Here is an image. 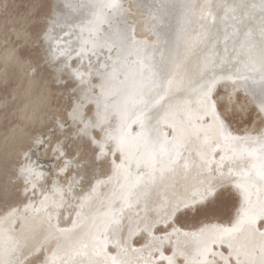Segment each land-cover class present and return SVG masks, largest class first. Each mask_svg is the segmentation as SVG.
I'll return each instance as SVG.
<instances>
[{
  "label": "snow or ice",
  "instance_id": "6c2138e0",
  "mask_svg": "<svg viewBox=\"0 0 264 264\" xmlns=\"http://www.w3.org/2000/svg\"><path fill=\"white\" fill-rule=\"evenodd\" d=\"M169 6L179 12L175 24ZM160 7L164 14L144 21L137 35L135 23L126 32L113 29L108 14L129 11L121 0H98L79 48L66 37L61 54L78 53L72 68L80 58L89 62L72 75L74 85L82 87L88 73L94 95L105 80L111 89L115 147L96 148L109 171L64 223V189L57 182L39 204L29 187L0 190V264H31L41 254L42 264H264V127L251 135L232 127L234 116L264 125V96L254 104L241 101L244 82L264 90V0H164ZM37 39L50 42L51 31ZM77 109L74 101L65 119L54 118L23 150L16 169L33 194L44 172L26 161L41 151L67 156L65 140L86 134ZM70 125L79 128L68 132ZM70 163L65 160L61 175ZM226 191L235 200L227 222L176 227L181 216L200 213ZM170 208V218L145 231L158 245L134 243L130 254L120 240L125 223Z\"/></svg>",
  "mask_w": 264,
  "mask_h": 264
},
{
  "label": "bare ground",
  "instance_id": "6f19581e",
  "mask_svg": "<svg viewBox=\"0 0 264 264\" xmlns=\"http://www.w3.org/2000/svg\"><path fill=\"white\" fill-rule=\"evenodd\" d=\"M45 1L46 3H48L46 4L48 9L45 12L46 14L44 15L45 17L44 23L41 25L39 32H37L39 34L36 33L35 34L37 36H40L42 33L51 31L52 39L50 42L42 43L41 41H39V45H40L38 49L39 51L38 57L40 58L39 64L41 63L44 64V66L42 65L43 69H45V67L47 69H51L52 74L50 77L52 79L50 80H52V82L54 81L56 83L61 84L62 81H64L63 80L64 77L67 80L71 81V86H69L70 93H68V95L73 96V101L70 100L72 103L70 102L71 104L67 106V108L70 109L74 101L78 103V109H77L78 114L84 120L87 127H86V134L83 137L78 136L77 138L82 141L88 142L94 154H91L93 155V157L89 159L90 158L89 156V158H87L88 160L84 159L85 157H83L82 159L81 158L82 156L80 154H79L80 156L79 158L81 159H78L77 161L67 158L66 160H70L71 163L75 164L76 166L75 170L76 169L77 170L74 173V175L72 174L71 178L67 179L64 177L62 179L60 177L61 174L59 173V169L61 167H64L65 162H61L58 166H56V164L59 163V162L56 163L55 161L56 155L54 156L51 155L52 157H50L49 155H47V152L44 151H41L38 154L33 153L32 158L26 162H30L38 170H42L44 172V179L38 182L37 189L35 190L34 194L32 193L30 186L25 185L23 177L18 174L16 169L17 163H19L23 158V150L29 146V143L31 142V139L34 138V135L39 131H41L39 130V128L42 127L45 129V126L46 124H48L47 122H49V119L59 118L63 120L62 116L65 115L66 118V114H63L58 110H57L58 112L55 111L54 114H51V110H54V108L52 109L53 105L51 104V102L53 100L51 94L53 93H51L52 91L50 88L52 87L51 86L49 87L50 85L48 84L49 81H47L46 79L44 81H41L40 80L41 77L40 78L37 77L38 75L36 76L35 73L32 72V69L37 68L34 66L33 64L34 62L32 63L30 60L29 61L24 60L20 56L21 53L20 52H19L20 54L18 53L17 51L18 49L12 43L11 39H9L11 34H13L15 37H21L24 40H27V38L30 36L24 27L20 26V28L19 27L16 28L15 25L13 26L12 24L10 27V31H6V29L7 30L9 29L8 27L6 28L5 22L7 19H5V22L3 21L5 24L2 21H1L2 23L0 22V83H5L6 81L11 82V80H13L15 81L14 82L15 84H14V89L12 88L13 90H11L9 94L8 93L7 95L3 94V96H1L0 98V161H2L0 162L1 164L0 166L2 167V169L3 168L5 169V167H3L2 165L6 166L7 163L8 167H10L11 169V171L10 169L9 171L12 172L13 174L12 175L10 173L14 179L13 185L15 186V181H17L16 183L20 184L22 190L25 187H29V195L36 204H39L40 200L43 198L42 193L49 194L52 192L53 182L54 181L57 182V186H60L64 189L65 199H64L63 209L61 210V222L64 223L65 216L71 217L77 211L80 203V197L84 196L98 180H104L107 172L109 171L107 161L104 160L103 157H100L98 159L96 148L100 147L102 151L106 152L107 149L104 147L105 145L111 146L113 148L115 147V142L111 138L115 135L116 130L111 122V117L112 114L116 111V108L114 107L113 102L109 99L111 95V89L107 87L106 80H105V88L101 91L99 95L93 94L91 85L89 84L88 73H84V81L82 87L80 85H74L72 75L75 73L76 69H79L81 72H84V69L89 67V62L86 58H80V60L76 63V69H74L72 68V63L73 60L76 59L78 53L73 52L72 56H68L67 54L64 55L61 54L62 52H66V50H68V40L66 39V37H68L69 34H71L70 38L72 41V48L73 49L79 48L78 37L81 35V29L86 27L89 21L93 18L95 12L97 11L96 4L98 3V0H48V2L47 0ZM131 1L132 0H121L123 7L125 9H129L128 12L132 13V16L130 17L131 22L132 24L133 23L136 24L137 35H140L144 29L143 22L146 21L143 15L144 13L143 11L145 10L143 9L142 11H140L141 8L139 10L138 8H134V7H133L134 10H132ZM125 2L126 4L124 5ZM69 5H71V7H69ZM147 5L149 6V4ZM153 6L155 5L153 4ZM155 8H158V5ZM213 10H215V8ZM128 12H126L122 16L119 14L113 15V13L108 14L113 29H119L121 32H126L128 30V27H126V25H121V22L124 20V16L126 17L127 16L126 14ZM145 14L147 13L145 12ZM15 19L16 18H14V20L11 19L13 20V24H17L18 22H20V21H18L17 23L14 22ZM26 20H23V22ZM23 22L21 24H23ZM124 22L127 21L125 20ZM7 24H9V22ZM122 24L125 23L122 22ZM30 25L31 24H29V26ZM108 31L109 28L106 25L105 32ZM33 42H35V40ZM91 63L93 65L97 63L95 57L92 58ZM89 71L92 73V76H96L98 74L97 70L89 68ZM35 72L37 73V71ZM7 84L9 85V83ZM245 84L247 85V82H244V84H242L241 87L244 88ZM251 95L252 97L255 96L256 101H259L260 97H262V95L260 94L259 96L257 95L256 89L253 92H251ZM61 107L63 109V106ZM61 107L59 110H61ZM6 115H8L9 120L16 118V121L14 123L4 126V119ZM70 127H72V129H74L75 132L78 130L79 125H70ZM35 128L36 130L35 133L33 134L32 132L34 131ZM258 129L259 128L257 126L254 127L251 126V128H249L250 131H246L245 133H242L239 130V133L245 135H251L253 132H258L257 131ZM89 137L95 138V144H93V142L89 139ZM78 148L80 149L79 146ZM89 160L91 161L89 162ZM85 161L88 162L86 166L84 164ZM71 163L68 164L69 167ZM87 165L90 166V170L89 167L87 170L86 168ZM52 168L55 169L53 174H50ZM7 169L6 171H3V173L4 172L6 173ZM6 175L7 174H5V176ZM7 178L9 180V177ZM8 183L9 185L12 184V182L9 181ZM10 186L12 187V185ZM10 186H6V187H10ZM81 186L84 187L83 190L78 189ZM2 188L0 190H2ZM53 211H56V209H53ZM172 211L173 209L170 208L167 214H158L156 212H151L150 218L146 221L133 219L131 222H126L125 223L126 231L120 234L121 243L125 244V246L129 249L130 254L135 255L131 253V247L134 244V241H132L131 239V234L135 232H145L146 230H150L154 225L158 223H162L168 218H170ZM211 219H212L211 221L209 219L208 222L205 221L206 222L205 223L203 221L204 223L202 222L203 224L202 223L201 224L210 225L216 222H227V221H219V220L215 221L213 220V218ZM200 226L197 225V227L194 226V228H192L193 226H191L189 227L188 230H194L199 228ZM176 227L179 226L176 225ZM143 236L145 238L143 243L147 244L148 248L158 245L159 239L152 238L146 234H143ZM160 239H162V237H160ZM147 250L148 249H145V252ZM26 251L27 249H24L25 253ZM110 251L114 252L115 249H110ZM43 258L44 255L41 254L36 258H33L31 264H36L39 262L41 263ZM23 259H24V255L19 254L18 262L22 261ZM217 264H220V262L217 261Z\"/></svg>",
  "mask_w": 264,
  "mask_h": 264
},
{
  "label": "rangeland",
  "instance_id": "374dc122",
  "mask_svg": "<svg viewBox=\"0 0 264 264\" xmlns=\"http://www.w3.org/2000/svg\"><path fill=\"white\" fill-rule=\"evenodd\" d=\"M2 1V2H1ZM39 1V2H38ZM132 1H133V3H132ZM131 1V5H132V10H134V8H138L139 10H140V8H141V10L140 11H142L143 9L145 10V11H143L144 13H143V15H144V18L147 20L148 18H150L152 15H156V14H164V9H162L160 6H161V3H164V0H163V2H162V0H135V2H134V0H132ZM154 1V2H153ZM159 1V2H158ZM161 1V2H160ZM8 2V3H7ZM31 2V3H30ZM47 2H48V0H47ZM30 3V4H29ZM156 3V4H155ZM158 3V4H157ZM46 4H48V3H46V1L45 0H0V12L2 13H0V22L2 21H4L5 22V19H7L6 20V28L8 27V29L9 30H7L6 29V31H10V27H11V24L14 26L15 25V27L16 28H20V26L21 27H24L25 28V30H27V32H28V34H29V36L30 37H28L27 38V40H28V42H27V40H24V39H22L21 37H15L13 34H11V36H10V38L9 39H11V41H12V43L15 45V47L18 49L17 51H18V53L20 54V56L24 59V60H30L33 64H34V66L35 67H37V68H34L36 71H37V73H39V74H37L36 72H35V75L37 76V77H41L40 78V80L41 81H44L45 79L47 80V81H49L48 82V84H50L49 85V87L51 86L52 88H50L51 89V93H53V94H51L52 95V102H51V104L53 105L52 106V109L54 108V110H51V114H54L55 113V111L56 112H61V113H63V114H66V111H67V106H69L72 102L71 101H73V96H71V95H68V93H70V90H69V86H71V81H69V80H67L65 77L63 78V80L64 81H66V83H61V84H59V83H56V82H52V80H50V79H52L50 76H51V74H52V71H51V69H47L46 67H45V69H43V66H44V64L43 63H41V64H39L40 63V58L38 57L39 56V51H38V49H39V47H40V45H39V41H38V39L36 38V37H38L36 34H39V33H37V32H39V29L41 28V25L44 23V15L46 14L45 12L47 11V5ZM126 4V2L124 3V5ZM147 4H149V6L147 5ZM153 4L155 5V6H153ZM135 5V6H134ZM157 5H158V8H155V7H157ZM144 8H143V7ZM148 8H147V7ZM26 7V8H25ZM134 7V8H133ZM154 7V8H153ZM31 9V10H30ZM149 9V10H148ZM4 10V11H3ZM12 10V11H11ZM30 10V11H29ZM148 12H147V11ZM150 10H151V12H150ZM155 10V11H154ZM160 10V11H159ZM27 11V12H26ZM7 12V13H6ZM9 12V13H8ZM26 12V13H25ZM145 12L147 13V14H145ZM13 13V14H12ZM35 15H34V14ZM149 13H151V14H149ZM154 13V14H153ZM5 14V15H4ZM9 14V15H8ZM178 14H179V12H178V10L177 9H175V8H173V7H171V6H169L168 8H167V16H168V18H169V20L171 21V23H173L174 24V22L176 21V17L178 16ZM3 15V16H2ZM127 16L125 17L124 16V20L122 21L123 23H125V24H122V22H121V25H126V27H129L130 25H132V22H131V19H130V17L132 16V13H130V12H128L127 14H126ZM17 16V17H16ZM35 16V17H34ZM150 16V17H149ZM23 17V18H22ZM175 17V18H174ZM14 18H16L15 19V21L14 22H18V21H20V22H18L17 24H13V20H14ZM27 20H26V19ZM11 19H13V20H11ZM18 19V20H17ZM128 19V20H127ZM23 20H26V21H24L23 22ZM29 20V21H28ZM127 21V22H124V21ZM11 21H12V23H11ZM1 22V23H2ZM3 22V23H4ZM9 22V24H7ZM23 22V24H21ZM33 22V23H32ZM4 23V24H5ZM27 23V24H26ZM25 24V25H24ZM29 24H31L30 26H29ZM8 25H10V26H8ZM24 25V26H23ZM128 25V26H127ZM30 28V29H29ZM31 31V32H30ZM30 32V33H29ZM36 33V34H35ZM36 35V36H35ZM32 36V37H31ZM35 37V38H34ZM37 39V40H36ZM17 42H16V41ZM35 40V42H33ZM20 41V42H19ZM19 44H21V45H19ZM25 44V45H24ZM22 46V47H21ZM39 59V60H38ZM37 65V66H36ZM43 65V66H42ZM42 66V67H41ZM42 69H41V68ZM41 70H40V69ZM37 69H39V70H37ZM39 71V72H38ZM43 76H45V77H43ZM15 81H13V80H11V82H9V81H6L5 83H0V98H1V96H3V94L4 95H7V93L9 94V92L11 91V90H13L14 89V83ZM7 83H9V85L7 84ZM7 84V85H6ZM66 84V85H65ZM253 87H252V86ZM2 86V87H1ZM8 86V87H7ZM16 86V85H15ZM247 89H248V95L247 96H244L243 95V89L244 88H242V94H241V101L242 102H245V103H247V104H254V103H256L257 101H256V99H255V96H253L252 97V95H251V92H253L255 89L257 90V95L259 96V94L260 95H262V96H264V90H260L261 88H259V85H254V84H252V82L251 81H247ZM60 87H61V89H60ZM258 87V88H257ZM11 88V89H10ZM13 88V89H12ZM4 89V90H3ZM4 91V92H3ZM259 92V93H258ZM1 93H2V95H1ZM66 95V96H65ZM62 96H63V99H62ZM68 96V97H67ZM71 96V97H70ZM67 97V98H66ZM262 97H260V99H261ZM71 100V101H70ZM71 102V103H70ZM62 104V105H61ZM63 106V109H62V107L61 106ZM66 105V106H65ZM55 106V107H54ZM58 106V107H57ZM66 108H65V107ZM58 109H57V108ZM60 107H61V110H59L60 109ZM55 108H56V110H55ZM58 110V111H57ZM63 110V111H62ZM65 111V112H64ZM249 115H254V112H252V113H249ZM9 117H8V115H6V117H5V119H4V126L5 125H8V124H11V123H14L15 121H16V118H13V119H11V120H9L8 119ZM62 119H65V115L64 116H62ZM12 120H13V122H12ZM52 120L53 119H49V122H47L48 124H46V126L45 125H43V126H45V128L49 125V123H51L52 122ZM11 121V122H10ZM247 121V117H241V116H234L233 117V120H232V127H233V130L234 131H238L239 132V130H240V132H242V133H245L246 131H250L249 130V128H251V126H253V125H251L250 123H248V122H246ZM9 122V123H8ZM255 126H257L259 129L257 130L258 132L261 130V128L262 127H264V125H261L259 122H257L256 123V125ZM254 127V126H253ZM42 128V127H41ZM39 128V130H44V128ZM71 128V129H70ZM238 129V130H237ZM35 130H36V128L34 129V131L32 132L33 134L35 133ZM68 132H74V129H72V127H69V129H68ZM54 140H55V138H54ZM71 140V141H70ZM75 141V142H74ZM80 142H81V144H80ZM84 144H83V143ZM65 144L66 145H70V147H67L66 148V151H67V156L66 157H64V158H58L57 157V155L55 154V153H52V151H47V155H49L50 157H52V156H54V155H56V157H55V161H56V163L57 162H59L58 164H56V166H58L61 162H65V160L68 158V159H73V160H75V161H77L78 159H83V157H85L84 159H87V158H89V156H90V158L89 159H91L92 157H93V155H91V154H94L93 153V151H92V148L90 147V145L88 144V142H86V141H82V140H80V139H78V138H76V139H74V140H72V139H69V140H65ZM74 144V145H73ZM75 146H76V148H78V146L80 147V149L78 150V149H76L75 148ZM83 146V147H82ZM75 148V149H74ZM82 149V150H81ZM87 149V150H86ZM76 150V151H75ZM78 150V151H77ZM89 150V151H88ZM86 152V153H85ZM72 153V154H71ZM84 153V154H83ZM79 154L82 156L81 158H79L80 156H79ZM89 154V155H88ZM52 155V156H51ZM75 158V159H74ZM88 160V159H87ZM91 160H89V162H90ZM0 162H2V161H0ZM3 164V163H2ZM4 164H5V162H4ZM84 164H85V166H86V164H88V162H84ZM1 165V164H0ZM90 165V164H89ZM89 165H87V170H88V167H89V170H90V166ZM3 167H5V169L3 170L2 169V167L0 168V189L2 188V191L3 192H5V193H7V194H13V193H15L17 190H22L21 189V187H20V184L18 183H16L17 181H15V186L13 185L14 184V179H13V174H12V172H10L11 171V169H10V167H8V165H7V163H6V166L5 165H2ZM8 168V169H7ZM70 168H71V170H70ZM75 168H76V166H75V164H73V163H71V165H70V167L68 166V171H67V173L66 174H64V175H60V177L63 179L64 177L65 178H67V179H69V178H71L72 177V174L74 175V173L76 172V170H75ZM6 169H7V172L5 173H3V171H6ZM9 169H10V171H9ZM54 169L55 168H52L51 169V172H50V174H53V172H54ZM75 170V171H74ZM9 172V173H8ZM71 172V173H70ZM12 175H11V174ZM5 174H7L6 176H5ZM8 174H10V175H8ZM63 176V177H62ZM7 177H9V180H8V178ZM7 179V180H6ZM11 179V180H10ZM5 180H6V183H5ZM8 181L9 182H12V184H10V185H12V187L9 185V183H8ZM6 184V185H5ZM8 184V185H7ZM4 185H5V188H4ZM17 185H19V186H17ZM6 186H10V187H6ZM8 188H9V191H8ZM5 191H4V190ZM79 190H83L84 189V187H79L78 188ZM234 204H235V200H234V198H233V196L231 195V193L230 192H228V191H226V192H224L218 199H217V201L212 205V206H209L208 208H206V209H204V208H202L201 209V212L200 213H198V214H192V212H189V214H187V215H184V216H181L180 217V219H179V223L177 224V226H182L184 229L186 228V229H189V227H191V226H193L192 228H194V226L195 227H197V225L198 226H200V225H202L205 221L206 222H208L209 221V219H210V221L212 220L211 218H213V220H219V221H227L228 220V218H229V216L232 214V211H233V206H234ZM204 221V222H203ZM203 222V223H202ZM205 222V223H206ZM202 223V224H201ZM141 234L140 235H138V236H136L135 237V240H133L132 239V241H134V243L135 244H138V242L139 243H143L144 242V240H145V238H144V236H143V234H145V232H140ZM141 238H142V240H141ZM33 258H36V257H33ZM32 258V259H33ZM44 259V258H43ZM43 261V260H42ZM36 264H42V262L40 263H36Z\"/></svg>",
  "mask_w": 264,
  "mask_h": 264
}]
</instances>
